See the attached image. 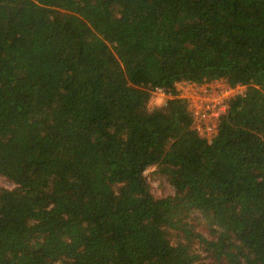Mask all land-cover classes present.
Wrapping results in <instances>:
<instances>
[{
    "label": "trees",
    "instance_id": "1",
    "mask_svg": "<svg viewBox=\"0 0 264 264\" xmlns=\"http://www.w3.org/2000/svg\"><path fill=\"white\" fill-rule=\"evenodd\" d=\"M0 174V264H264V0H0Z\"/></svg>",
    "mask_w": 264,
    "mask_h": 264
},
{
    "label": "built area",
    "instance_id": "2",
    "mask_svg": "<svg viewBox=\"0 0 264 264\" xmlns=\"http://www.w3.org/2000/svg\"><path fill=\"white\" fill-rule=\"evenodd\" d=\"M177 87L180 96L188 100L195 129L208 138L217 130L220 115L227 111L228 99L245 89L244 85L231 86L223 79L205 83L185 80L177 83ZM158 90L164 94L166 92L160 88Z\"/></svg>",
    "mask_w": 264,
    "mask_h": 264
},
{
    "label": "rangeland",
    "instance_id": "3",
    "mask_svg": "<svg viewBox=\"0 0 264 264\" xmlns=\"http://www.w3.org/2000/svg\"><path fill=\"white\" fill-rule=\"evenodd\" d=\"M167 97H169L168 93L165 92L164 94L161 90L157 89L153 92L149 104L153 106L154 104H162ZM145 174L150 182L151 190L155 195L162 196L173 191V186L166 178V175L158 171L157 165L149 166L146 169ZM0 186L12 187L14 186V183L0 174Z\"/></svg>",
    "mask_w": 264,
    "mask_h": 264
}]
</instances>
